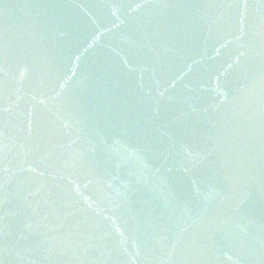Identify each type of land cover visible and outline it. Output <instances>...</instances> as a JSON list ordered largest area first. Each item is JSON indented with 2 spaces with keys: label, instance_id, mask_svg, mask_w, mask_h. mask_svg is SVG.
Masks as SVG:
<instances>
[{
  "label": "water",
  "instance_id": "95a60500",
  "mask_svg": "<svg viewBox=\"0 0 264 264\" xmlns=\"http://www.w3.org/2000/svg\"><path fill=\"white\" fill-rule=\"evenodd\" d=\"M0 264H264V0H0Z\"/></svg>",
  "mask_w": 264,
  "mask_h": 264
}]
</instances>
